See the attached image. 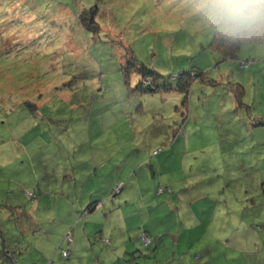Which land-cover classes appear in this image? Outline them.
Wrapping results in <instances>:
<instances>
[{
	"label": "rangeland",
	"instance_id": "rangeland-1",
	"mask_svg": "<svg viewBox=\"0 0 264 264\" xmlns=\"http://www.w3.org/2000/svg\"><path fill=\"white\" fill-rule=\"evenodd\" d=\"M219 33L196 0H0V241L17 264H191L224 237L264 260V40L227 59ZM141 67L159 89L137 88Z\"/></svg>",
	"mask_w": 264,
	"mask_h": 264
},
{
	"label": "trees",
	"instance_id": "trees-1",
	"mask_svg": "<svg viewBox=\"0 0 264 264\" xmlns=\"http://www.w3.org/2000/svg\"><path fill=\"white\" fill-rule=\"evenodd\" d=\"M80 20H82V16L80 17ZM90 24L93 26V28H95L94 27L95 26L94 25V21H93L92 17L90 19ZM85 28L87 30H90V26L85 25ZM253 40H255L256 42H260V41L264 40V37H257V38H255ZM244 41H246V39L242 40V42H244ZM239 46H240V42L239 41H237V40L233 41L232 39H229L228 37H226V36H224V35L219 33V34H217L214 37V39L212 41L211 48L216 50V51H218V52H220V53H222L224 55V57H226L227 59H235L236 56H237V52L239 50ZM136 71L138 72V74L140 75V78L142 80L145 79L146 77H147L146 80H149V83L147 84V87H143L144 86L143 83L140 82L138 84L137 88H139L143 92L144 91H155V88L159 89L154 84V81L157 78V75L154 74V72H152L149 69H146L145 67H141V69L139 68ZM200 73L201 72L199 70L197 71L194 68H191V70L181 73L180 75L177 76L178 82H177L176 89L179 90L180 92L182 91L183 93L187 94L188 91H189V88H190V86L192 84V81H189V79H187V78L190 77V76H195L194 77V80H195V78L201 77ZM241 95H242V92L239 89L238 94L236 93V96L234 95L235 101L237 103H240V101H241L240 100L241 99L240 96ZM242 97H243V95H242ZM254 126H264V120H259V121H257V123L255 122ZM166 191H169V190H166V188L158 189V193H164ZM118 193L119 192H115L114 195H117ZM28 197L30 199H34L35 196H34V194L29 193ZM251 202H253V201H251ZM189 209H191L190 206H189ZM9 210L11 211V214L13 216H14V214L16 215L17 223L18 222L21 223V220L25 219L27 222H29L30 225H34L33 224V219L34 218H32V216L29 214V212L26 209H24L22 207L14 206V207H10ZM91 211H92V208H89L87 212H91ZM241 217H242V218H240L241 222L251 224L250 221L246 220L244 215H241ZM193 223L197 226V229L199 230L198 226H200V224H199L200 222L199 223L198 222H193ZM253 225L252 226L254 227V229H256L259 232H262V228L259 225H257V224H253ZM233 226H235V225H232L231 228H233ZM22 227L25 229L27 226L24 225V226H21V228ZM235 227L238 228L239 225H236ZM208 228H209V224L206 223L205 224V230L208 229ZM19 229H20V227H19ZM102 230L103 229H101V231ZM95 231H100V230H99V228H96ZM22 232L24 233V231H22ZM199 232H201V231H199ZM231 232L233 234V230ZM201 233H205L204 229L202 230ZM1 235H2V233H1V230H0V236ZM96 236L98 237L99 235H96ZM143 236L146 237L147 242H144ZM139 239H140L141 243L144 246L148 247V248L150 247V245L152 243H158V238L155 239V240H152L150 238V234L148 233V231L147 232H142L141 235L139 236ZM229 239H231V238H229ZM104 242H105V244H109V240H105ZM227 242H228V238L227 237H224V239L223 238L222 239L218 238L216 241L213 240V239L211 241L209 239L201 240L200 245H199V247L197 249L198 253L195 255L194 260H191V264H195V261L197 260V258L203 259L202 256L207 258V262H210L212 260L211 261L212 264L213 263L217 264L221 257L227 258L226 255H227V253H229L228 247L231 246V244L227 245ZM207 244H209L210 247L209 246L206 247ZM63 252H62V254H63ZM136 253L139 254V257L140 256L141 257H145L141 252L137 251ZM136 253L133 252V254H136ZM155 253L156 252H154V255H155ZM16 256L17 255L15 254V252L13 250H11V248H9V246L6 245L5 241L2 239V241H0V261L5 263V264H17L18 260H17ZM173 260H175L174 256H173ZM177 264H183L182 259H179V262H177Z\"/></svg>",
	"mask_w": 264,
	"mask_h": 264
},
{
	"label": "clouds",
	"instance_id": "clouds-1",
	"mask_svg": "<svg viewBox=\"0 0 264 264\" xmlns=\"http://www.w3.org/2000/svg\"><path fill=\"white\" fill-rule=\"evenodd\" d=\"M196 11L229 39L264 37V0H196Z\"/></svg>",
	"mask_w": 264,
	"mask_h": 264
},
{
	"label": "crops",
	"instance_id": "crops-1",
	"mask_svg": "<svg viewBox=\"0 0 264 264\" xmlns=\"http://www.w3.org/2000/svg\"><path fill=\"white\" fill-rule=\"evenodd\" d=\"M262 235H264V232L262 233ZM233 245L234 244H231V247ZM242 245H244V243L243 244H238V245H236V247L238 249H240V247ZM263 246H264V241H263ZM245 250H247L248 252L247 253L237 252L236 250L231 248V250H229V253H227L231 258L228 259V258H225V257H221L217 264H226L229 261H231L233 264H264V260H262L261 256H252V255L249 254V247L246 248ZM66 251H68V250H66ZM226 257H227V255H226ZM200 260H201V264H205V263L202 262L203 259H200ZM95 261L97 262V264H102L101 263V258L99 257V255H97V258L95 259ZM211 261L208 262L207 264H211Z\"/></svg>",
	"mask_w": 264,
	"mask_h": 264
},
{
	"label": "built area",
	"instance_id": "built-area-1",
	"mask_svg": "<svg viewBox=\"0 0 264 264\" xmlns=\"http://www.w3.org/2000/svg\"><path fill=\"white\" fill-rule=\"evenodd\" d=\"M70 241H71V239L68 238V242H70ZM146 242H147V241H146ZM63 255L67 257V256H68V252H67V251H64V252H63Z\"/></svg>",
	"mask_w": 264,
	"mask_h": 264
}]
</instances>
